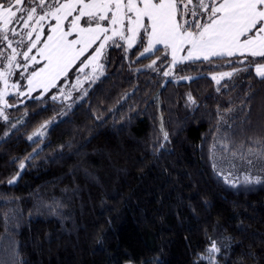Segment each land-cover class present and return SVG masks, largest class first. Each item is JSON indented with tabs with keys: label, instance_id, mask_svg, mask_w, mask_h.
<instances>
[{
	"label": "trees",
	"instance_id": "trees-1",
	"mask_svg": "<svg viewBox=\"0 0 264 264\" xmlns=\"http://www.w3.org/2000/svg\"><path fill=\"white\" fill-rule=\"evenodd\" d=\"M145 46L113 40L69 96L76 67L43 97L8 96L0 264H264V58L173 66Z\"/></svg>",
	"mask_w": 264,
	"mask_h": 264
},
{
	"label": "snow or ice",
	"instance_id": "snow-or-ice-1",
	"mask_svg": "<svg viewBox=\"0 0 264 264\" xmlns=\"http://www.w3.org/2000/svg\"><path fill=\"white\" fill-rule=\"evenodd\" d=\"M46 2L47 0H14V2L0 0V21L4 24H10L13 21L22 22L23 27L28 29L30 21L37 16L36 24L46 17L56 21L55 26L50 29L52 34L47 36L37 55L29 57L28 53L40 42L39 31L36 33L35 40L31 41L28 51L22 53L26 61L22 65L25 71L30 64L39 63L37 56L44 61L42 66L34 68L27 77L29 85L39 83L51 84L54 87L56 78L66 73L69 65L82 55L87 47L101 40L102 37L103 41L90 57L91 59L99 58L105 43L112 38L108 35L109 28L107 25L101 26L99 23L101 21H107L112 26L113 36L117 35L122 26H126L127 31L133 33L132 37H127L129 40L134 39L140 28H144L149 39L140 57L152 52L155 45L162 44L165 49H171L173 66L181 62L178 61L176 52L183 49L185 45L187 48L183 50L187 51V56L183 57V60H198L203 57L208 61L210 57L223 58L239 54L253 57V61H249L252 63L255 62L256 57L264 58V0H127V2L125 0H65L63 3L61 0H52L45 7ZM22 3L35 6L21 8L19 6ZM77 11L79 15L73 16V13ZM17 12L23 14L17 15ZM69 16H72L71 28L65 31L62 22ZM84 17H87L86 24H94L95 27H81L80 21ZM74 30L76 38L68 39ZM8 31H11L14 36L20 33L15 28H0V41L7 42V46L11 47ZM33 31H36L35 25H31V30L26 35L31 38ZM22 42L23 37L17 41V43ZM78 45L80 47H77ZM16 55L15 48L10 55H4L0 51V60L5 62L3 71H0V80H3L5 88L8 87V76L11 75L12 66L16 64ZM166 56L167 53L165 58ZM81 63L83 64L84 61ZM155 64L154 60L148 67L151 68ZM256 73L264 79V62H256ZM164 75H169V72L165 71ZM222 75L231 76L232 73ZM213 79L216 77L213 76ZM11 86L16 87V84L13 83ZM189 99H192L191 96ZM2 100L3 94L0 93V101ZM165 139H167V133H165ZM225 148L227 150L226 145ZM245 181L259 183L260 179L256 178L252 181L245 177ZM217 250L213 243L210 251Z\"/></svg>",
	"mask_w": 264,
	"mask_h": 264
},
{
	"label": "rangeland",
	"instance_id": "rangeland-1",
	"mask_svg": "<svg viewBox=\"0 0 264 264\" xmlns=\"http://www.w3.org/2000/svg\"><path fill=\"white\" fill-rule=\"evenodd\" d=\"M48 3H51V2H49V0H47L45 7H47ZM28 6H35V5L34 4L29 5L26 3H22L19 7L23 8V7H28ZM22 14H23L22 12H17V15H22ZM76 15H79L78 11L73 16H76ZM36 19H38V16L36 18H34L32 21H30V28H28V29L23 27L22 22L13 21L10 24H4L2 21H0V28H3V29L15 28L16 31L18 33H20V35L14 36V35H12L11 31H8V35H9V38L11 41V47L7 46V42L0 41V51H2L4 53V55H10L12 53L13 48H15V50L17 52L16 64H14L12 66L11 75L8 76V87L5 88V84H4L3 80H0V93L3 94V100L0 101V113H2V114H0V116H2L4 113V109H5V105H6L8 96L14 95V96L23 97V96H27V95L28 96L35 95V96H37V98H40V97L45 96L47 93H49L50 90L55 89V86L53 87L51 84L46 85V84L34 83L33 85H29L27 77L29 76L31 71L34 68H38V67L42 66V64L44 63V62H42V63L40 62L43 60L40 59L38 56H37V60L39 61L38 64H30L27 71H25V69L22 67V65H24L26 63L22 53L25 51H28V47L30 46L31 41L35 40V38H36L37 31L40 32V42L37 43L36 47L33 48L32 51L28 53L29 57L37 54V50H38L37 48L40 47L41 43L48 36V31H49L50 27L55 26V24H56V21L52 20L51 17H46L39 24H36ZM71 20H72V17L69 18L65 24V30L66 31L71 26V23H70ZM81 20H82V27L93 26V25H88V24L86 26L84 25V22L87 20V18L84 17ZM31 25H35L36 31H33L31 38H29L26 35V33L31 30ZM124 28H125V26H122L119 29L117 35H115L114 37L119 38V40L122 39L121 41H123L128 48H132L137 44V40L139 39V37H138V39L135 37L132 40L127 39V37H132V36L130 35L129 32H128L129 33V36H128L126 34V32H124ZM121 33L123 35H121ZM21 37H23V42L17 43V41H19L21 39ZM102 41H103V39L99 43L94 45V47L92 48L90 53L86 57H84V60H83L84 63L83 64L81 63L80 65L74 66V67H76V69H74V72H73V75L71 78V83L67 82V83H63V84L59 85L58 86L59 88L57 87V91L60 90L61 92H65V94L67 96H69L72 94L71 92H73L75 90L79 91L80 88L83 87L85 83L89 82L92 78H94L97 75V73L100 69V66H101V64L105 58L107 46L109 45V40L105 43V47L102 50V54L99 58L91 59L90 57L92 55H94V50L99 47V45ZM152 52L147 53L145 56L151 54ZM28 63H30V62H28ZM4 65H5V62L3 60H0V71H3ZM21 73H23V75H21ZM67 73H65L60 78L58 77L57 80H55V85ZM223 73L224 72L212 74L211 77L213 78V76H215L216 79H213V80L216 82H219L222 79L229 78V76L222 75ZM167 76H168V78H171V79L174 78L170 73ZM13 83L16 84V87L11 86ZM23 84H25V87L22 90L21 86Z\"/></svg>",
	"mask_w": 264,
	"mask_h": 264
},
{
	"label": "crops",
	"instance_id": "crops-1",
	"mask_svg": "<svg viewBox=\"0 0 264 264\" xmlns=\"http://www.w3.org/2000/svg\"><path fill=\"white\" fill-rule=\"evenodd\" d=\"M125 2H127V0H125ZM77 7H79V6H77ZM77 12H74L73 13V15H75ZM79 13V12H78ZM111 13H109V15H110ZM129 15H131V13H129ZM72 16H69L68 17V19L69 18H71ZM85 18H87V17H85ZM52 19V18H51ZM68 19H66V20H64L63 22H62V27H63V29L65 30V24H66V22H67V20ZM205 19H206V17H205ZM52 20H54V19H52ZM100 24H101V26H105V25H107V27L109 28V32H108V35L110 36V37H112L111 39H109V43H111L113 40H119V38H117V37H114L113 35H112V26L110 25V24H108V22L107 21H101V22H99ZM93 26H91V27H95V25L94 24H92ZM125 25H127V21L125 20ZM80 26L82 27V20L80 21ZM51 27H53V26H51ZM51 27H50V29H51ZM70 28H71V26H70ZM69 28V29H70ZM50 29H49V31H48V35H50V34H52L51 33V31H50ZM66 31V30H65ZM121 31V30H120ZM144 31V28H140L139 29V31L135 34V38H137L138 39V37H139V39H140V36H141V34H142V32ZM149 31H150V29H149ZM124 32H126V34L129 36V33H128V31H127V27L125 26V28H124ZM130 35L131 36H133V33H130ZM74 38H76V31L74 30L73 31V34H72V36H69L68 37V39H74ZM103 38L101 37V40H102ZM138 39V40H139ZM148 39H149V37L145 34V41H146V46L145 47H147V45H148ZM47 40V37L44 39V41L41 43V45H40V47L39 48H37L38 50L40 49V48H42L43 47V45H44V42ZM101 40H97L95 43H93V44H91V46H89V47H87L85 50H84V52H83V54L82 55H80L76 60H74L73 62H72V64L71 65H69V67H68V69H67V72L68 71H70V69L72 68V67H74V66H76L78 63H80V61H82V59L84 60V57H86L89 53H90V51L92 50V48L94 47V45H96L97 43H99ZM122 40V39H121ZM137 40V41H138ZM77 47H80V45H78ZM157 48H164L165 49V47H164V45H162V44H157V45H155V48L153 49V52H154V50L155 49H157ZM187 48V45H185V46H183V49H186ZM183 49H181V50H178L177 52H176V56H177V59H178V61H181V62H179V63H177V64H181V63H187V62H192V61H199V60H204L203 59V57H201L200 59H198V60H196V59H193V60H183V57H185V56H187V51L186 50H183ZM38 50H37V52H38ZM167 52H168V55H169V57L171 58V61H172V51H171V49H165ZM37 55V54H36ZM39 57V56H38ZM235 57H245V56H240L239 54H237V55H234V56H231V57H228V56H224L223 58H235ZM247 57H251V56H247ZM40 58V57H39ZM253 58V57H252ZM256 58H262V57H256ZM41 59V58H40ZM210 59H217V58H215V57H210L209 58V60ZM41 63L42 62H44V61H40ZM176 64V65H177ZM83 66V65H82ZM66 72V73H67ZM253 72H254V74H255V76L256 77H258V78H261V77H259L258 75H257V73H256V65L253 67ZM65 73H62L61 75H59L58 77L60 78L61 76H63ZM57 77V78H58ZM57 78H56V80H57Z\"/></svg>",
	"mask_w": 264,
	"mask_h": 264
}]
</instances>
